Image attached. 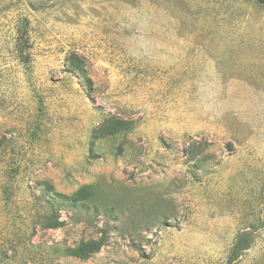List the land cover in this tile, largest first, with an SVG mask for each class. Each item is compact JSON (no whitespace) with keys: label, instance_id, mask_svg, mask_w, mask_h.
I'll use <instances>...</instances> for the list:
<instances>
[{"label":"rangeland","instance_id":"1","mask_svg":"<svg viewBox=\"0 0 264 264\" xmlns=\"http://www.w3.org/2000/svg\"><path fill=\"white\" fill-rule=\"evenodd\" d=\"M263 220L264 6L0 0V264H264Z\"/></svg>","mask_w":264,"mask_h":264},{"label":"trees","instance_id":"2","mask_svg":"<svg viewBox=\"0 0 264 264\" xmlns=\"http://www.w3.org/2000/svg\"><path fill=\"white\" fill-rule=\"evenodd\" d=\"M260 6H264V0H253ZM63 204L68 207H74L78 205V203L84 201L85 198H81L79 194H74L71 197H61ZM43 228L47 230L59 229L62 227L63 223L59 220L58 217L51 216L49 218L44 219ZM262 225L264 226V220ZM107 243V239L105 235H102L99 239L89 240V241H81L77 246L71 249H67L65 251L66 255L72 258L77 259H88L92 255L98 253ZM246 241L243 236H239L232 248L230 257L228 259L229 263L234 262L238 256L246 249Z\"/></svg>","mask_w":264,"mask_h":264}]
</instances>
